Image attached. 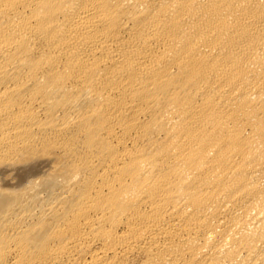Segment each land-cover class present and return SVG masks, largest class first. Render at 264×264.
<instances>
[{
	"label": "bare ground",
	"instance_id": "6f19581e",
	"mask_svg": "<svg viewBox=\"0 0 264 264\" xmlns=\"http://www.w3.org/2000/svg\"><path fill=\"white\" fill-rule=\"evenodd\" d=\"M0 264H264V0H0Z\"/></svg>",
	"mask_w": 264,
	"mask_h": 264
}]
</instances>
